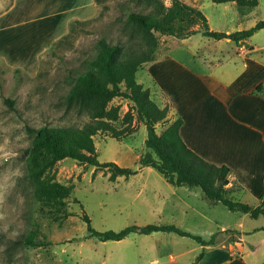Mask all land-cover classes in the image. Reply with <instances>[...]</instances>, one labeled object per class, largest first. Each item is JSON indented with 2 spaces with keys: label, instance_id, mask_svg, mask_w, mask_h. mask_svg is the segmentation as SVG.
Masks as SVG:
<instances>
[{
  "label": "rangeland",
  "instance_id": "obj_1",
  "mask_svg": "<svg viewBox=\"0 0 264 264\" xmlns=\"http://www.w3.org/2000/svg\"><path fill=\"white\" fill-rule=\"evenodd\" d=\"M179 1L200 9L212 31L236 32L240 27L247 30L264 21V0H257L255 8L244 12L234 2ZM162 2L165 7L171 6L170 0ZM127 3L133 10L145 8L144 2L137 4L136 0H0V264H98L106 254L117 250L177 253L199 246L192 238L163 231L148 235L131 233L120 241H100L88 236L83 215L98 232H118L130 226L174 225L209 239L204 233L218 230L199 214H209L224 225H233L242 214L228 211L220 203L208 207L205 199H191L197 212L181 207L172 209L169 201L163 204L158 194L168 198L174 186L153 168L139 167V157L148 150L144 145L145 126L135 117L129 130L119 138H112L109 133L93 137L98 162L137 169L135 175L110 181L105 169L66 158L55 165L52 174L56 181L73 185L66 199L70 215L62 217L61 212L35 200L32 183L25 177L26 149L33 139L27 127L64 123L82 126L84 119L63 102L70 87L68 77L75 74L84 58L93 55L95 42L101 36L112 43L123 37V11ZM189 29L200 27L194 25ZM262 37L264 30L255 35L256 40ZM169 38L157 34L160 51L167 47ZM197 38L209 39L193 37L203 51ZM218 50L215 54H219ZM201 58L183 59L200 68ZM136 76L139 79L141 75ZM112 104L120 106L116 126L122 128V117L129 105L120 98ZM163 104L168 106L165 100ZM166 125L158 123L156 132L159 134ZM195 190L201 194L199 189ZM212 208L216 214L211 213ZM246 221L264 225V216L257 221L248 217ZM30 233L40 246L23 243ZM261 235L256 233L249 241L262 250ZM203 247L197 249L199 255L205 250Z\"/></svg>",
  "mask_w": 264,
  "mask_h": 264
},
{
  "label": "trees",
  "instance_id": "obj_2",
  "mask_svg": "<svg viewBox=\"0 0 264 264\" xmlns=\"http://www.w3.org/2000/svg\"><path fill=\"white\" fill-rule=\"evenodd\" d=\"M170 1L171 6L165 7L162 0H136L137 4L145 3V8L138 10L129 8L127 3L123 11V37L112 43L106 36H101L95 42L93 55L84 58L74 71L75 74L68 77L70 87L63 102L67 109L75 110L76 116L84 119L82 126L64 123L27 127V132L33 139L26 149L25 177L32 183L35 200L61 212L62 217L70 215L66 210V199L70 196L73 185L55 180L52 174L55 165L69 158L79 164L105 169L110 181L117 177L128 178L135 175L137 169L120 167L113 162H98L93 140L98 133H109L112 138L121 137L129 130L134 117L146 129L144 145L148 152L139 157L140 168H153L174 187L199 188L206 199L220 203L229 211L248 214L253 219L264 216V194L260 196L256 206L233 200L227 188L230 169L206 162L185 145L179 134L183 123L179 117L159 134L156 132L155 126L158 123H168L169 106L160 108L150 99L149 90L144 89L136 80V73L156 57L157 34L183 39L199 33L216 40L230 39L238 45L240 41L264 28V21L257 22L250 29L226 34L210 30L207 18L200 9L179 0ZM211 2H234L242 12L258 5L257 0ZM194 25H198L200 29H189ZM116 98L125 100L129 105L122 117V128L116 126L120 115V106L112 104ZM6 102L12 103L10 100ZM82 219L87 224L88 236L100 241H119L131 233L148 235L163 231L192 238L205 246L215 237L206 241L174 225L130 226L118 232H98L91 228L86 215ZM23 243L40 246L34 241L33 233ZM201 255L202 253L198 259Z\"/></svg>",
  "mask_w": 264,
  "mask_h": 264
},
{
  "label": "crops",
  "instance_id": "obj_3",
  "mask_svg": "<svg viewBox=\"0 0 264 264\" xmlns=\"http://www.w3.org/2000/svg\"><path fill=\"white\" fill-rule=\"evenodd\" d=\"M241 30L244 29L240 27L237 31ZM262 30L264 28L238 45L230 39L216 40L199 33L183 39L171 37L167 47L162 51L158 47L155 59L137 72L140 78L136 76L137 82L149 90L150 99L160 108L165 106L164 100L168 104L167 125L177 117L182 120L179 134L190 150L208 163L230 169L227 185L230 196L250 206H256L264 194V37L255 38ZM196 35L209 39L197 38L203 51L193 40ZM211 45L215 48H210ZM217 49L219 54H215ZM182 56L192 60L202 57L200 68L186 62ZM158 195L163 204L169 201L172 209L181 207L197 212L192 198L205 199L208 207L217 204L206 199L202 192L186 186L171 188L168 198ZM210 211L216 214L215 208ZM199 215L218 230L204 233L215 237L203 247L205 250L199 259L200 244L177 253L117 250L106 254L98 264H262L264 225L247 222L251 217L243 213L233 225L219 223L209 214ZM231 226L234 229H230ZM182 231L203 239L196 231ZM256 233L262 234V250L249 241Z\"/></svg>",
  "mask_w": 264,
  "mask_h": 264
}]
</instances>
